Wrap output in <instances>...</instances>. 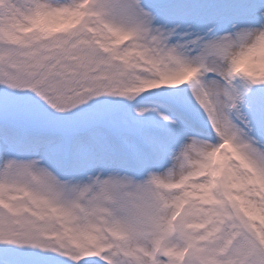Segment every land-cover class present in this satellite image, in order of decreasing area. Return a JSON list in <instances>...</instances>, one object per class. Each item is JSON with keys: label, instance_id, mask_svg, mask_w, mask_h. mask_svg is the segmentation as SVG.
I'll return each mask as SVG.
<instances>
[{"label": "snow or ice", "instance_id": "obj_1", "mask_svg": "<svg viewBox=\"0 0 264 264\" xmlns=\"http://www.w3.org/2000/svg\"><path fill=\"white\" fill-rule=\"evenodd\" d=\"M0 264H264V0H0Z\"/></svg>", "mask_w": 264, "mask_h": 264}]
</instances>
